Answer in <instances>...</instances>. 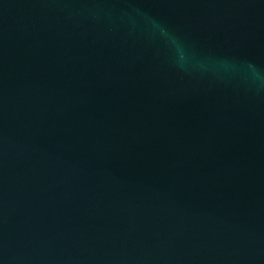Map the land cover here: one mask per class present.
<instances>
[{
    "label": "water",
    "instance_id": "95a60500",
    "mask_svg": "<svg viewBox=\"0 0 264 264\" xmlns=\"http://www.w3.org/2000/svg\"><path fill=\"white\" fill-rule=\"evenodd\" d=\"M0 264H264V0H0Z\"/></svg>",
    "mask_w": 264,
    "mask_h": 264
}]
</instances>
